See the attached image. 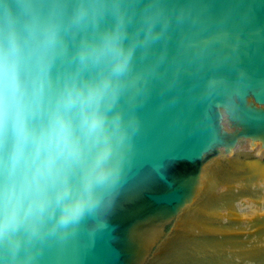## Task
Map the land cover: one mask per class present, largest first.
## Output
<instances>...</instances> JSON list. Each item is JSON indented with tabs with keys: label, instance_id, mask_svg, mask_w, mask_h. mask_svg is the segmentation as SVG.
<instances>
[{
	"label": "clouds",
	"instance_id": "clouds-1",
	"mask_svg": "<svg viewBox=\"0 0 264 264\" xmlns=\"http://www.w3.org/2000/svg\"><path fill=\"white\" fill-rule=\"evenodd\" d=\"M205 24L198 0H0V264L108 231L154 82L188 65L235 112L247 73L205 74Z\"/></svg>",
	"mask_w": 264,
	"mask_h": 264
},
{
	"label": "water",
	"instance_id": "water-1",
	"mask_svg": "<svg viewBox=\"0 0 264 264\" xmlns=\"http://www.w3.org/2000/svg\"><path fill=\"white\" fill-rule=\"evenodd\" d=\"M198 4L220 34L205 74L247 73L235 112L203 99L188 65L154 82L108 231L52 243L36 264H264V0Z\"/></svg>",
	"mask_w": 264,
	"mask_h": 264
}]
</instances>
